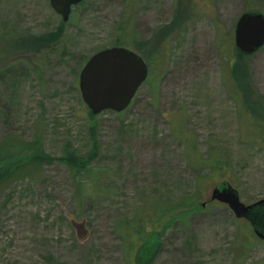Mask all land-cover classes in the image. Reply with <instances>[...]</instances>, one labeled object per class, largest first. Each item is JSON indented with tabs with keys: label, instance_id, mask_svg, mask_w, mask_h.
<instances>
[{
	"label": "rangeland",
	"instance_id": "1",
	"mask_svg": "<svg viewBox=\"0 0 264 264\" xmlns=\"http://www.w3.org/2000/svg\"><path fill=\"white\" fill-rule=\"evenodd\" d=\"M247 9L264 0H83L64 22L51 0H0V147L24 145L0 158V264H264L251 223L204 204L224 179L264 197V46L234 42ZM120 41L149 76L93 114L80 71Z\"/></svg>",
	"mask_w": 264,
	"mask_h": 264
},
{
	"label": "water",
	"instance_id": "2",
	"mask_svg": "<svg viewBox=\"0 0 264 264\" xmlns=\"http://www.w3.org/2000/svg\"><path fill=\"white\" fill-rule=\"evenodd\" d=\"M81 2L51 0L64 22L70 19L73 7ZM234 41L237 49L246 55L262 48L264 11L243 12L235 24ZM148 75V63L139 52L126 46L114 45L96 51L86 60L80 71L79 87L93 114L106 109L121 112L130 106ZM211 200L226 203L238 218L247 219L254 233L264 240V197L246 203L239 189L226 179L212 188Z\"/></svg>",
	"mask_w": 264,
	"mask_h": 264
},
{
	"label": "trees",
	"instance_id": "3",
	"mask_svg": "<svg viewBox=\"0 0 264 264\" xmlns=\"http://www.w3.org/2000/svg\"><path fill=\"white\" fill-rule=\"evenodd\" d=\"M83 1V0H82ZM80 4V3H79ZM130 5V10H129V14H128V16H126V19H125V24L124 25H122V31H123V33H124V31L127 29V27L129 28V26L132 24V17H133V15H134V13H135V11H136V8H135V5L133 4V3H130L129 4ZM247 10H262V11H264V9H247ZM73 11V10H72ZM70 19H71V15H70ZM69 19V20H70ZM133 34H135V33H133ZM134 39V42H137L138 41V39L136 38V37H133ZM126 41H124V42H122V41H120V42H117L116 43V45H122V46H126V47H130L127 43H125ZM235 42V41H234ZM139 47V46H138ZM140 48V49H139ZM138 48V52L145 58V60L147 61V63H148V66H149V68H150V65H152V63L151 62H153V59H151L150 57H147V56H145L141 51H143L142 50V47H139ZM241 54H243V53H241ZM243 55H246V54H243ZM149 72H150V69H149ZM233 89V92L236 90L237 92L236 93H240V91H239V89L237 88V86H233L232 87ZM234 94V93H233ZM237 96L240 98V96H239V94H237ZM241 99V98H240ZM240 104H241V107H242V110H245L246 111V109H245V107H244V105H243V101L242 100H240ZM23 148H24V145H22L21 143H19V142H5L1 147H0V158H6V157H10V156H13V155H15V154H18V153H21L22 151H23ZM209 158V159H208ZM206 161H209L210 160V162H214V165H215V167H219L220 165H222L223 164V159H222V157H220V156H215V158H213V157H206V159H205ZM204 160V161H205ZM204 161H202V162H204ZM80 165H82V164H80ZM92 168H88V169H85V167L84 166H82V167H78L77 168V170L75 171V173L79 176V180H80V178H82L84 175H85V171H89V170H91ZM93 170V169H92ZM224 180H226V179H224ZM223 181V180H222ZM221 182V181H220ZM196 200L197 199H194V200H192L193 202H188V201H186V202H184V203H179V205H180V207L182 206V207H185V208H188V207H193L195 204H196ZM212 202H215V201H213V200H210V201H208L207 203H206V205H209L210 203H212ZM202 205V204H201ZM171 210V208H169V209H167V207H159V210H157V209H154L153 210V212H155L154 214H156L157 216H158V221H160L161 220V218H162V221L164 220V219H166L168 216L170 217V215H172L173 214V212L174 211H170ZM186 213V212H185ZM178 215V213L177 214H175L171 219L173 220L174 219V217L175 216H177ZM150 216H154V215H152V214H150ZM171 222V221H170Z\"/></svg>",
	"mask_w": 264,
	"mask_h": 264
}]
</instances>
